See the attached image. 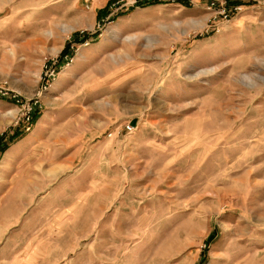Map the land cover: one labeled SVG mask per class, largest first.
<instances>
[{
	"label": "rangeland",
	"instance_id": "obj_1",
	"mask_svg": "<svg viewBox=\"0 0 264 264\" xmlns=\"http://www.w3.org/2000/svg\"><path fill=\"white\" fill-rule=\"evenodd\" d=\"M226 1L0 0V264H264V0Z\"/></svg>",
	"mask_w": 264,
	"mask_h": 264
},
{
	"label": "trees",
	"instance_id": "obj_2",
	"mask_svg": "<svg viewBox=\"0 0 264 264\" xmlns=\"http://www.w3.org/2000/svg\"><path fill=\"white\" fill-rule=\"evenodd\" d=\"M160 1H162V0H136L135 5L144 7L146 5L154 4V3H157V2H160ZM175 1L178 2V3H181L183 5H189L188 0H175ZM240 2H242V1H240V0H227L226 1V8L229 9L231 7H234L235 5L240 4ZM110 4H111V2L106 5L107 10H108ZM80 36H81V39L80 40H83V39H86L89 36V33H87V32H82V33L77 32V33L74 34V40L75 39L77 40ZM68 49H69V43L67 42L66 45H65V47L61 50V52L59 54V60L64 55L68 54ZM37 110L38 109L35 108L34 111H33L32 121H34L37 118V116H38V111ZM4 134L5 133H2L0 135V153L3 152L4 149L8 146V143L3 141L4 138H5L4 137L5 136ZM16 135H19L18 132L13 133L12 136L14 137ZM12 136L10 137V140H12V138H13Z\"/></svg>",
	"mask_w": 264,
	"mask_h": 264
},
{
	"label": "built area",
	"instance_id": "obj_3",
	"mask_svg": "<svg viewBox=\"0 0 264 264\" xmlns=\"http://www.w3.org/2000/svg\"><path fill=\"white\" fill-rule=\"evenodd\" d=\"M36 107H33V105H27L25 108V111L23 113V120L26 121L27 123H31L32 121V114L33 111Z\"/></svg>",
	"mask_w": 264,
	"mask_h": 264
}]
</instances>
